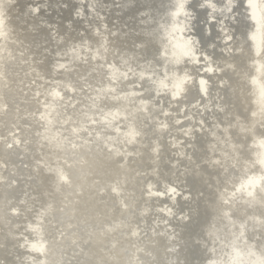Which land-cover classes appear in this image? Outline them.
<instances>
[{
	"label": "bare ground",
	"instance_id": "6f19581e",
	"mask_svg": "<svg viewBox=\"0 0 264 264\" xmlns=\"http://www.w3.org/2000/svg\"><path fill=\"white\" fill-rule=\"evenodd\" d=\"M178 3L0 0V264H185L220 225L204 190L218 180L253 232L264 191L232 193L264 171L248 82L264 0L259 25L245 0L185 4L186 34L222 71L205 74L207 96L193 85L173 101L153 81L173 70L160 52Z\"/></svg>",
	"mask_w": 264,
	"mask_h": 264
},
{
	"label": "clouds",
	"instance_id": "9594fccd",
	"mask_svg": "<svg viewBox=\"0 0 264 264\" xmlns=\"http://www.w3.org/2000/svg\"><path fill=\"white\" fill-rule=\"evenodd\" d=\"M190 2V0H179L178 6L170 13L171 23L167 28L164 29L162 39L164 43L162 44V50L160 52V57L165 61V65L171 64L173 70L171 72L165 70L163 76L157 77L153 81L157 94L166 93L170 96L173 101H179L182 96L188 91L193 85L198 86V90L201 96H204L203 89L200 86L201 80H207V76H212L213 74H219L222 69L216 66L212 62V57L207 52L200 51V41L190 35H187V25L181 17H186L188 13L185 11V4ZM226 3H231V0H226ZM205 4L212 10L218 11L216 6L211 3V0H205ZM204 5H202L203 7ZM245 6H250V0H245ZM252 9V8H251ZM231 10L230 8L228 9ZM260 11H264V3L260 5ZM251 19L258 24L259 22V12L251 11ZM209 22H213L211 14L209 15ZM163 27V26H162ZM220 31V29H218ZM227 30L221 32L222 39L219 41L220 44L227 46V51H231L232 36L226 34ZM206 34H211L210 30ZM211 47V46H210ZM183 50V54L177 61L175 59V53L178 50ZM254 55L256 52L254 49ZM254 62V61H253ZM252 62V63H253ZM187 64V67L183 71L176 70L181 65ZM228 67H233L229 65ZM192 68H196L198 75L191 71ZM141 73V76H144ZM151 79V76L148 77ZM210 83V81H208ZM255 103V101H253ZM256 112H252V116ZM239 185L236 186V189ZM225 203L228 201L225 200ZM243 225H241L240 237H243ZM246 243V241H242ZM235 242H233V245ZM250 257H252L250 259ZM216 264V262H213ZM227 264H264V259L260 255L253 252L251 247L246 252H241L236 247H232L231 252L228 254Z\"/></svg>",
	"mask_w": 264,
	"mask_h": 264
},
{
	"label": "water",
	"instance_id": "95a60500",
	"mask_svg": "<svg viewBox=\"0 0 264 264\" xmlns=\"http://www.w3.org/2000/svg\"><path fill=\"white\" fill-rule=\"evenodd\" d=\"M238 180L240 179H235L234 181ZM220 181H216L218 183L216 185L210 182L204 184L206 193L214 196L213 206L215 210L212 207V211L214 210L213 214L220 225L216 228H211L202 234V237L195 240L197 254H190L186 258L185 264H213V262H216V264H227L228 254L233 246L241 252H246L251 247L253 252L264 258V210H255L252 217H250L254 223L252 232L250 228L246 227L242 219L234 215V206H230L232 203H225V200L218 196L217 187L222 190L229 180L224 184L220 183ZM241 225H243V237H240ZM242 241H246V243H242ZM233 242H235L234 245ZM26 245L28 250L33 248L32 244ZM29 262V260H26L24 263L28 264Z\"/></svg>",
	"mask_w": 264,
	"mask_h": 264
},
{
	"label": "snow or ice",
	"instance_id": "6c2138e0",
	"mask_svg": "<svg viewBox=\"0 0 264 264\" xmlns=\"http://www.w3.org/2000/svg\"><path fill=\"white\" fill-rule=\"evenodd\" d=\"M250 7L254 12H258L256 0H250ZM177 8H179V6H177ZM250 39L253 42L256 56H264V41L261 40L259 27L257 31L250 36ZM182 54L183 50H178L174 54L175 59L178 61ZM248 82L257 94V103L260 113L264 114V60L257 59L253 62V72L248 74ZM200 86L203 89L204 96H207L210 83L202 79ZM218 110L223 111L222 108H218ZM255 115H257V113ZM254 147L258 149L255 163L264 170V138L258 139ZM257 189L264 191V171L260 174L249 175L246 179H243L239 184V188L232 193V196H235L237 193H243L251 199L255 197Z\"/></svg>",
	"mask_w": 264,
	"mask_h": 264
}]
</instances>
